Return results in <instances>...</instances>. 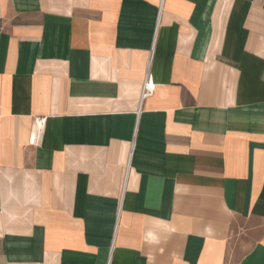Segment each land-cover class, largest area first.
Returning a JSON list of instances; mask_svg holds the SVG:
<instances>
[{
    "label": "crops",
    "instance_id": "crops-1",
    "mask_svg": "<svg viewBox=\"0 0 264 264\" xmlns=\"http://www.w3.org/2000/svg\"><path fill=\"white\" fill-rule=\"evenodd\" d=\"M0 264H264V0H0Z\"/></svg>",
    "mask_w": 264,
    "mask_h": 264
},
{
    "label": "built area",
    "instance_id": "built-area-1",
    "mask_svg": "<svg viewBox=\"0 0 264 264\" xmlns=\"http://www.w3.org/2000/svg\"><path fill=\"white\" fill-rule=\"evenodd\" d=\"M153 94H154V89H153L152 85L149 83L148 74L146 73L145 77L143 79L142 86H141L139 105H138V110H137V113H136L137 116L140 113V110H141V107H142V104L144 103V101H146L147 99L151 98L153 96ZM38 121L43 123L44 119H37V122ZM127 173H128V166L126 167V170H125V175H124L125 179H126Z\"/></svg>",
    "mask_w": 264,
    "mask_h": 264
},
{
    "label": "bare ground",
    "instance_id": "bare-ground-1",
    "mask_svg": "<svg viewBox=\"0 0 264 264\" xmlns=\"http://www.w3.org/2000/svg\"><path fill=\"white\" fill-rule=\"evenodd\" d=\"M37 123H38L37 126L40 127L42 122L38 121ZM122 191H123V190H122ZM122 199H123V198H122ZM112 234H113V233H112ZM108 261H109V260H108Z\"/></svg>",
    "mask_w": 264,
    "mask_h": 264
},
{
    "label": "rangeland",
    "instance_id": "rangeland-1",
    "mask_svg": "<svg viewBox=\"0 0 264 264\" xmlns=\"http://www.w3.org/2000/svg\"><path fill=\"white\" fill-rule=\"evenodd\" d=\"M33 139H31V143L33 144V141H32ZM34 142H35V139H34Z\"/></svg>",
    "mask_w": 264,
    "mask_h": 264
}]
</instances>
